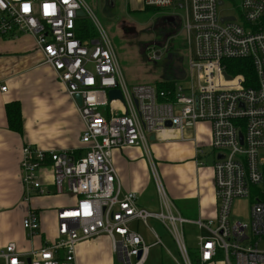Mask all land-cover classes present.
<instances>
[{"label": "built area", "instance_id": "obj_1", "mask_svg": "<svg viewBox=\"0 0 264 264\" xmlns=\"http://www.w3.org/2000/svg\"><path fill=\"white\" fill-rule=\"evenodd\" d=\"M141 3L183 14L189 56L183 79L174 82L171 91L152 84L126 85L107 34L83 0H0V40L20 36L33 40L34 50L52 69L84 125L79 139L86 150L83 157L72 151L42 152L30 145L21 149L24 203L50 195L39 178L44 167L52 172V195L67 192L77 198L74 206L57 210L55 240L31 250L29 264H76L77 245L99 236L111 241L121 264H144L149 249L162 242L151 230L154 241L145 244L131 225L147 226L150 219L171 237L177 264H264V251L259 249L264 241V197L252 194V188L264 184V0H240L241 18L250 29L237 24L232 15H220L224 2L219 6L217 0ZM80 10L83 17L76 15ZM228 17L234 21L221 22ZM84 19L96 36L82 42L77 23ZM154 53L150 58L158 61L159 54ZM232 59L250 60L253 85L245 86L242 75L226 72L224 61ZM113 89L120 91L122 101H108L107 92ZM198 123H207L211 130L214 219L182 218L151 158L158 210L140 208L136 194L121 192L111 160L114 149L141 148L150 157V136L159 139L168 133L186 141V126ZM249 197L245 222H230L233 203ZM187 224L205 231L196 238L195 262L184 240ZM22 228L29 236L38 233V215L32 209L22 219ZM0 259L3 264H25L13 243L0 252Z\"/></svg>", "mask_w": 264, "mask_h": 264}, {"label": "crops", "instance_id": "obj_2", "mask_svg": "<svg viewBox=\"0 0 264 264\" xmlns=\"http://www.w3.org/2000/svg\"><path fill=\"white\" fill-rule=\"evenodd\" d=\"M2 87L6 90L0 91V252L13 243L21 259L28 264L27 255L31 250L55 240L57 210L74 206L77 198L52 195V172L44 167L39 171V178L43 190L50 195L34 197L24 203L19 174L21 149L30 145L42 152L72 151L77 158L83 157L86 150L79 139L84 125L75 104L52 69L44 65L29 36L0 40V89ZM15 102L21 113L20 134L9 128L5 114L6 105ZM184 137L186 141H181L175 135L164 133L163 137L150 141V157L141 148L114 149L111 160L121 192L136 194L140 207L156 211L151 158L169 199L182 218L189 221L214 219L217 205L210 126L207 123L188 124ZM31 209L39 220V231L33 236L22 228V219ZM108 241L99 236L79 243L75 251L76 264H96V251L100 247L104 251L109 246ZM162 244L160 248L166 255H156L157 249L151 258L148 255L144 264L150 260L157 264H177L178 258ZM171 245L175 249L172 242ZM196 248L193 250L191 246V253L195 252L197 257ZM100 262L110 264L106 258H100ZM0 264H3L1 259Z\"/></svg>", "mask_w": 264, "mask_h": 264}, {"label": "rangeland", "instance_id": "obj_3", "mask_svg": "<svg viewBox=\"0 0 264 264\" xmlns=\"http://www.w3.org/2000/svg\"><path fill=\"white\" fill-rule=\"evenodd\" d=\"M83 1L93 14L95 21L107 34L114 49L122 79L128 87L138 84H157L159 86L169 83L173 84L184 76L189 48L183 31L182 12H177L173 8L143 12L146 7L142 5L141 0ZM223 2V7L219 9L220 15H232L236 17L237 24L250 29V26L245 24L241 18V11L239 10L240 0H223ZM151 51L155 52L154 54H159L155 55L157 58L159 56L158 61L150 58ZM162 184L164 183L162 182ZM165 192L168 195L166 189ZM252 194L254 196L264 197V184L258 185L256 189L252 188ZM61 195L65 199L69 197L72 199L71 196H73L67 192ZM154 195L156 196V194ZM150 199L155 200L153 197ZM251 202L252 197L235 202L231 209L230 222L236 220L244 223L247 216V209ZM156 207L157 211V196ZM131 228L143 238L147 245L152 244L154 241L151 233V230H154L161 242L164 243L166 249L172 253V256L178 258L175 249L171 245V242L173 245L174 242L157 221L150 219L147 221V226L142 222H135L131 225ZM183 234L190 254L197 245L195 241L196 237L204 235L205 231L199 230L192 225H184ZM165 235L170 238L171 242ZM108 244L109 246L104 251L103 247H100L99 251H96L94 261L96 264H102L100 258L102 260L106 258L110 260V264H121L112 252L110 240ZM162 245L151 247L149 249V257L151 258L152 253L157 249L159 251L156 255H166L162 251L163 249L161 250L160 248ZM191 246L193 250H191ZM259 249L264 251V241L259 244ZM192 254L195 255V252ZM134 260L133 258L132 261ZM148 264L157 263L150 260ZM219 264H222V262L220 261Z\"/></svg>", "mask_w": 264, "mask_h": 264}, {"label": "trees", "instance_id": "obj_4", "mask_svg": "<svg viewBox=\"0 0 264 264\" xmlns=\"http://www.w3.org/2000/svg\"><path fill=\"white\" fill-rule=\"evenodd\" d=\"M152 10H159L155 8H148L146 7L145 11H152ZM161 11V10H159ZM77 38L80 41H86L91 38H95L96 33L91 25V23L88 20H78L77 23ZM225 67H226V72L232 75H242L245 80V86H248V83L252 84L253 80V68L252 64L249 59H232V60H225ZM155 86L158 89H164V90H169L171 91L173 84H163L162 86H159L155 84ZM5 114L8 122V126L11 130L17 132L18 134L21 133L22 127H21V113H20V108L19 104L17 102L15 103H10L7 104L5 107ZM191 259L193 262H195L196 256L192 253H190Z\"/></svg>", "mask_w": 264, "mask_h": 264}, {"label": "water", "instance_id": "obj_5", "mask_svg": "<svg viewBox=\"0 0 264 264\" xmlns=\"http://www.w3.org/2000/svg\"><path fill=\"white\" fill-rule=\"evenodd\" d=\"M217 2H218L219 6H222V4H223L222 0H217ZM76 15L78 17H83L84 13H83L82 10H80V11H77ZM223 21H231L232 22V21H234V18L233 17L223 18V19H221V22H223ZM183 77L181 79H183ZM181 79H179V80H181ZM107 99H108L109 102L113 101V100H116V99H118L119 101H122V96H121V93H120V91L118 89H113V90H109L107 92ZM75 101H76L78 106L81 105V98H80L79 95L75 96ZM166 126L169 128L170 127V123L167 122ZM239 139L241 141V135H239ZM149 140L151 142H153L155 140V137L152 135V136L149 137ZM28 264H29V261H28Z\"/></svg>", "mask_w": 264, "mask_h": 264}, {"label": "snow or ice", "instance_id": "obj_6", "mask_svg": "<svg viewBox=\"0 0 264 264\" xmlns=\"http://www.w3.org/2000/svg\"><path fill=\"white\" fill-rule=\"evenodd\" d=\"M25 8H27V6H25Z\"/></svg>", "mask_w": 264, "mask_h": 264}]
</instances>
